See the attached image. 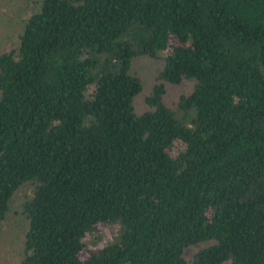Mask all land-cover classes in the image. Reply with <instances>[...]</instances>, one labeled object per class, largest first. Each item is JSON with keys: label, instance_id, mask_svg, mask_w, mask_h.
Returning a JSON list of instances; mask_svg holds the SVG:
<instances>
[{"label": "trees", "instance_id": "16d2710c", "mask_svg": "<svg viewBox=\"0 0 264 264\" xmlns=\"http://www.w3.org/2000/svg\"><path fill=\"white\" fill-rule=\"evenodd\" d=\"M12 3L0 228L31 187L20 264H264V0Z\"/></svg>", "mask_w": 264, "mask_h": 264}, {"label": "rangeland", "instance_id": "374dc122", "mask_svg": "<svg viewBox=\"0 0 264 264\" xmlns=\"http://www.w3.org/2000/svg\"><path fill=\"white\" fill-rule=\"evenodd\" d=\"M19 0H0V52L9 50L15 43L14 39L16 33L21 28L22 20L27 18L30 11L23 10L20 6L22 4H13L12 2ZM24 5H29L35 7V4L30 1L29 3H23ZM13 11L23 10L18 14H14ZM24 24V23H22ZM14 42V43H13ZM162 61H157L155 59H150L149 57L141 58L136 62L134 67L135 71L143 73L146 79H149V71L151 68H158ZM184 84L190 86V84ZM183 89L179 88L177 93L172 92L169 96L168 101L174 102L177 97L178 92ZM141 109V108H140ZM31 187L21 188L14 197L13 211L8 216L7 220L3 223L0 228V264H20L22 260V246L25 240V229L27 226V221L21 210V204L26 200V198L31 194ZM98 232L93 233L89 237L90 248L98 245V242L102 244L107 239H112L117 233L118 225H100L98 227ZM97 236V237H95ZM95 237V238H94ZM95 241V242H94ZM207 243L197 244L187 249L186 257L187 259L192 258L194 253L199 249L206 246Z\"/></svg>", "mask_w": 264, "mask_h": 264}]
</instances>
